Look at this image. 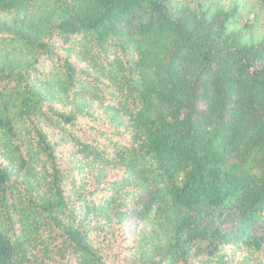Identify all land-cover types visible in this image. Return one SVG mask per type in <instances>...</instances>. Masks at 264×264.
<instances>
[{"label":"trees","instance_id":"16d2710c","mask_svg":"<svg viewBox=\"0 0 264 264\" xmlns=\"http://www.w3.org/2000/svg\"><path fill=\"white\" fill-rule=\"evenodd\" d=\"M191 1L189 17L168 0H0L13 20L0 23V156L14 152L27 171L34 150L52 178L48 198L27 191L18 207L21 189L0 160V210L18 225L14 238L0 225V264L28 262L32 227L47 218L78 264H104L61 217L144 221L156 209L173 230L152 264H264V39L247 49L227 36L239 6L211 16ZM94 102L128 111L132 136L105 149L77 140L63 168L56 147L65 140L45 129L75 125ZM236 117L252 120L238 154ZM113 170L120 175L104 182ZM87 175L90 192L81 191Z\"/></svg>","mask_w":264,"mask_h":264},{"label":"rangeland","instance_id":"374dc122","mask_svg":"<svg viewBox=\"0 0 264 264\" xmlns=\"http://www.w3.org/2000/svg\"><path fill=\"white\" fill-rule=\"evenodd\" d=\"M173 4L176 3L179 16L187 15L190 17L191 12L195 8L194 1L191 0H168ZM188 1V2H186ZM185 3V4H183ZM203 10L211 8L212 14L215 16L220 11H228L239 6V16L226 25L227 36L237 35L239 40L247 49H254L264 39V11L261 9L259 0H201ZM35 20L40 18L42 14L34 13ZM12 23L11 16L0 15V23ZM59 55L63 56L60 50ZM260 67L264 70V59L259 62ZM51 63L45 62L43 67L44 72H48ZM78 102H76L77 106ZM81 103L79 102V105ZM57 110L60 109L61 104L54 105ZM108 107L101 106L98 102H94L84 112L82 117H78L75 125L64 126L63 130L57 129L56 133L52 132L51 128H46L45 131L53 142H58L61 138L65 142H61L56 147L58 158H62L61 164L63 168L68 166L65 164L71 158L69 154L75 151L76 141L84 143L98 144L100 147H107L109 140L118 141L126 140L132 136V121L130 115L122 108L107 109ZM72 107L68 106L66 111H71ZM3 112V106L0 104V114ZM250 117H239L234 119L232 136V146L238 154L242 149V144L248 138V129L252 124ZM114 128L118 134H114ZM114 134V135H113ZM113 135V136H112ZM111 145V144H110ZM108 152L111 147L106 148ZM0 160L14 173L16 180V187L21 191L17 194L16 202L18 207H22L24 196L27 191L33 193L39 198L46 199L50 195L52 187V178L43 171L44 165L38 160L36 152L31 154V162L27 171L22 170L19 162L16 159L14 152L3 153ZM120 175L119 171L113 170L108 172V180H114ZM84 175L78 176V182ZM89 180V185L83 186L81 191L90 192V183L93 179L92 175H87L86 180ZM71 178V175H70ZM72 186L69 181L65 184V195L68 196L71 192ZM113 189L111 188L108 196L111 195ZM105 192L92 196L89 201L96 203L100 202ZM21 198V203L17 200ZM21 214V213H20ZM41 218V217H37ZM63 221L69 222L72 228L79 234L83 235L93 246L95 252H99L104 264H152L159 262L160 258L167 249L168 238L172 232L171 224L164 218L160 209L154 210L151 215L144 221L135 220L127 216L120 221L119 215L110 216V218H89L84 221L76 219L72 221L70 217H61ZM40 227L35 229L32 227V239L25 244V258L28 262L22 264H78V260L73 254L70 247H65L64 242L66 235L61 228L52 219L47 218L45 223L37 220ZM0 225L3 229H9L10 235L12 231L18 234V225L10 224L5 221L4 211L0 210ZM14 238L15 236L12 235ZM22 260L21 256L17 262Z\"/></svg>","mask_w":264,"mask_h":264}]
</instances>
